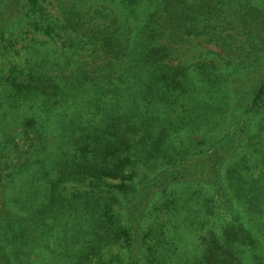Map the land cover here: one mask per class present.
<instances>
[{"label": "trees", "instance_id": "1", "mask_svg": "<svg viewBox=\"0 0 264 264\" xmlns=\"http://www.w3.org/2000/svg\"><path fill=\"white\" fill-rule=\"evenodd\" d=\"M54 3L0 0V264H264V0Z\"/></svg>", "mask_w": 264, "mask_h": 264}, {"label": "rangeland", "instance_id": "2", "mask_svg": "<svg viewBox=\"0 0 264 264\" xmlns=\"http://www.w3.org/2000/svg\"><path fill=\"white\" fill-rule=\"evenodd\" d=\"M51 2V9L53 12H56V7H55V3H54V0H49ZM207 49H213L215 51H218V49L216 47H213V46H210V47H207Z\"/></svg>", "mask_w": 264, "mask_h": 264}]
</instances>
